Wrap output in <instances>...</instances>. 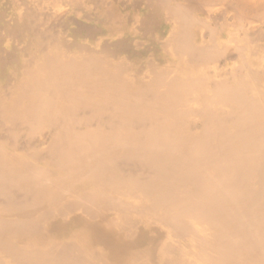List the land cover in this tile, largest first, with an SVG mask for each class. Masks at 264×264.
<instances>
[{"label":"bare ground","instance_id":"6f19581e","mask_svg":"<svg viewBox=\"0 0 264 264\" xmlns=\"http://www.w3.org/2000/svg\"><path fill=\"white\" fill-rule=\"evenodd\" d=\"M0 264H264V0H0Z\"/></svg>","mask_w":264,"mask_h":264}]
</instances>
